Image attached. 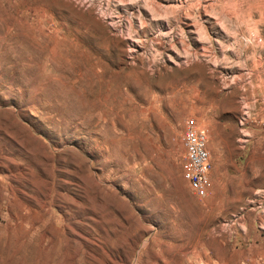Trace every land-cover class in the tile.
<instances>
[{"label": "rangeland", "instance_id": "374dc122", "mask_svg": "<svg viewBox=\"0 0 264 264\" xmlns=\"http://www.w3.org/2000/svg\"><path fill=\"white\" fill-rule=\"evenodd\" d=\"M0 264H264V0H0Z\"/></svg>", "mask_w": 264, "mask_h": 264}, {"label": "built area", "instance_id": "2783aa9c", "mask_svg": "<svg viewBox=\"0 0 264 264\" xmlns=\"http://www.w3.org/2000/svg\"><path fill=\"white\" fill-rule=\"evenodd\" d=\"M182 140L185 147L183 176L199 198H207L213 172L208 133L195 119H190Z\"/></svg>", "mask_w": 264, "mask_h": 264}]
</instances>
